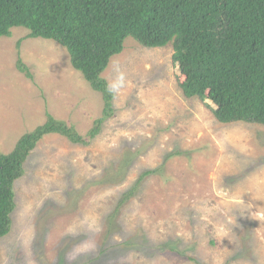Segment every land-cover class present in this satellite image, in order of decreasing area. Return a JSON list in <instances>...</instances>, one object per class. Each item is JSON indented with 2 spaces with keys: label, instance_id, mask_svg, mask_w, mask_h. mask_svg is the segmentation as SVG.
I'll return each instance as SVG.
<instances>
[{
  "label": "rangeland",
  "instance_id": "rangeland-1",
  "mask_svg": "<svg viewBox=\"0 0 264 264\" xmlns=\"http://www.w3.org/2000/svg\"><path fill=\"white\" fill-rule=\"evenodd\" d=\"M28 34L0 39V154L48 116L82 136L102 118L68 51ZM173 53L127 39L101 74L115 93L101 133L31 147L0 264H264V127L221 124L186 98Z\"/></svg>",
  "mask_w": 264,
  "mask_h": 264
},
{
  "label": "trees",
  "instance_id": "trees-1",
  "mask_svg": "<svg viewBox=\"0 0 264 264\" xmlns=\"http://www.w3.org/2000/svg\"><path fill=\"white\" fill-rule=\"evenodd\" d=\"M14 28L63 46L72 67L102 95L104 108L86 136L48 116L14 151L0 154V239L11 232L15 183L25 174L31 147L51 133L88 145L115 115V93L101 74L127 39L148 49L172 45L173 64L185 76L184 96L209 101L219 123L264 127V0H0V39ZM17 67L30 76L20 59Z\"/></svg>",
  "mask_w": 264,
  "mask_h": 264
}]
</instances>
